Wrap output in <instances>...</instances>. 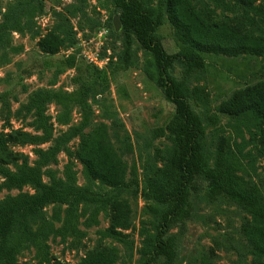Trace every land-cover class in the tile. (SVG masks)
<instances>
[{
	"label": "rangeland",
	"instance_id": "374dc122",
	"mask_svg": "<svg viewBox=\"0 0 264 264\" xmlns=\"http://www.w3.org/2000/svg\"><path fill=\"white\" fill-rule=\"evenodd\" d=\"M158 1L142 0V3L144 7L155 9ZM192 1L197 9L211 10L212 18L217 21L232 22L243 12L234 5L235 0H225L233 6L231 11L218 7L214 0ZM117 13L113 0H0V133L20 130L32 136L40 134L34 124V111L21 108L35 91L69 93L83 88L89 118L82 132L87 133L104 123L113 145L129 169L131 167L132 172H128L127 178L136 176L138 179L137 186H130L122 193L130 204L133 224V229L126 230L129 233L127 243L99 236L97 231L109 224V215L100 211L97 224L90 227L83 225L84 217L79 218L80 229L86 231L84 238L60 240L50 236L47 240L50 261L58 259L75 264L89 250L113 245L119 251L115 264H140L144 259L139 252L141 232H155L159 219V213L148 208L152 202L140 194L141 177L144 167L161 165L154 156L156 148L170 146L166 138H154L152 134L155 128L164 126L171 118L174 104L163 96L156 83L150 52L142 48L133 35L126 56L125 36L122 30L114 31L112 25ZM250 17L253 26L245 25L244 29L260 34V30H264L263 20L252 13ZM46 34L62 39L63 46L57 52L48 53L39 47V39ZM156 34L168 53L180 47L165 13ZM204 57L205 67L189 75L184 74V65L178 60L172 63L169 71L183 79L189 88V102L204 125L202 145L211 165L221 136L236 138L238 142L241 139L236 137L230 121L219 112L218 106L234 91L264 80V55L204 53ZM45 114L52 125L53 136L49 142L38 145L25 139L11 143L10 147L25 155L28 164L33 165L37 159L36 149H45L59 139L61 150L56 161L43 169L52 170L56 178L64 179V164L70 159L74 163L77 184L112 194L109 187L98 181H87L81 174L80 162L67 154V151L75 150L79 141L78 135L71 136L70 133L81 123L84 115L81 107L76 102L63 105L52 99L45 104ZM210 117H217L216 122L212 123ZM242 134L248 142L246 149H254L252 135L244 129ZM242 176L251 182L263 177L264 157L257 158L254 175ZM42 179L50 183L47 176L43 175ZM34 191L31 186L21 190L3 189L0 199ZM190 201L193 212L185 231L180 232L178 225L168 231V234L176 235L177 240L174 264H201L202 257L210 264H256L241 231L242 223L248 217L243 209L224 195L210 200L203 177L196 179ZM84 205L88 212L95 206L94 203H82L80 208ZM52 207L44 208L48 218ZM17 259L31 264L40 262L31 246L22 249ZM161 263L162 258H159L154 264Z\"/></svg>",
	"mask_w": 264,
	"mask_h": 264
},
{
	"label": "trees",
	"instance_id": "16d2710c",
	"mask_svg": "<svg viewBox=\"0 0 264 264\" xmlns=\"http://www.w3.org/2000/svg\"><path fill=\"white\" fill-rule=\"evenodd\" d=\"M214 2L223 10H233L225 0ZM113 3L122 22L126 56L133 35L141 47L150 52L156 83L163 96L174 104L171 118L152 134L154 138H166L170 146L156 148L154 156L161 165L144 167L142 172L140 194L152 202L148 208L158 212L159 219L155 232H141L139 252L144 259L140 264H154L159 258H162L161 264H174L177 240L176 235L168 231L176 225L180 232L185 231L193 212L190 191L199 177L207 183L210 200L224 195L248 214L241 231L253 262L264 264V176L256 182L242 176L254 175L257 158L264 157V80L234 91L219 104V112L228 118L236 137L241 139L238 142L236 138L221 136L210 165L202 145L204 125L189 102V88L183 79L169 71L175 60L184 65L186 75L203 69L204 53L264 55V30L256 34L254 30L244 29L245 25L253 26L251 13L264 22V0H235L234 5L243 12L232 22L214 20L211 10L197 9L192 0H159L155 9L144 7L142 0H113ZM164 13L181 43L173 53L166 51L156 34ZM38 45L45 52L55 53L63 46V41L46 34L39 39ZM82 89L69 93L35 91L21 108L34 111V124L40 134L32 136L20 130L0 133V192L12 188L21 190L24 186L35 189L33 193L19 192L0 199V264H31L17 259L20 251L29 246L35 249L39 264H69L58 259L50 261L48 238H84L86 231L80 229L79 218L84 217L83 225L90 227L97 224L100 211L109 215V224L97 231L99 236L124 244L128 242L126 230L133 229L131 207L122 193L130 186H137L138 179L136 176L127 178L131 167L129 169L113 145L104 123L87 133L82 132L89 118L84 105L86 90ZM52 99L63 105L76 102L84 111L81 123L70 133L78 135L79 141L75 150L67 154L80 162L81 174L87 181H98L109 187L112 194L77 184L74 163L70 159L64 164V179L56 178L52 170L43 169L56 161L61 150L59 139L45 149L37 148L33 165L28 164L25 155L10 147L11 143L25 139L38 145L51 140L52 125L45 114V104ZM210 119L215 123L217 117ZM243 129L252 135L254 149H246L248 142L243 138ZM43 175L50 183L43 181ZM82 203L95 206L88 212L86 205L80 208ZM48 205H53L49 218L44 212ZM118 257V248L107 245L89 250L75 264H115ZM201 264L210 262L202 257Z\"/></svg>",
	"mask_w": 264,
	"mask_h": 264
},
{
	"label": "water",
	"instance_id": "95a60500",
	"mask_svg": "<svg viewBox=\"0 0 264 264\" xmlns=\"http://www.w3.org/2000/svg\"><path fill=\"white\" fill-rule=\"evenodd\" d=\"M112 25H113L114 31L118 32L122 30V22L120 19V15L118 13L114 15L112 19Z\"/></svg>",
	"mask_w": 264,
	"mask_h": 264
}]
</instances>
